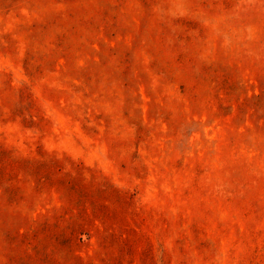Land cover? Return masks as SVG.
Here are the masks:
<instances>
[{
    "label": "rangeland",
    "instance_id": "rangeland-1",
    "mask_svg": "<svg viewBox=\"0 0 264 264\" xmlns=\"http://www.w3.org/2000/svg\"><path fill=\"white\" fill-rule=\"evenodd\" d=\"M0 264H264V0H0Z\"/></svg>",
    "mask_w": 264,
    "mask_h": 264
}]
</instances>
